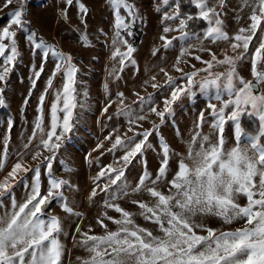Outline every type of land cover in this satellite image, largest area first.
<instances>
[{
	"label": "snow or ice",
	"instance_id": "6c2138e0",
	"mask_svg": "<svg viewBox=\"0 0 264 264\" xmlns=\"http://www.w3.org/2000/svg\"><path fill=\"white\" fill-rule=\"evenodd\" d=\"M11 3V0H7ZM75 5L81 16V23L88 15V8L81 0H66L68 6ZM198 10L196 16H181L180 5L175 4L174 10L163 13V21L179 23L176 29L164 27L163 32L179 31L180 38L189 36L188 21L200 19L207 22L203 32V40L213 43L230 41L233 55L225 54L219 59L215 53L210 60H202L197 55L194 58L201 61L204 67L191 72H185L180 67V57L177 58L173 68L181 74L184 83H178L165 69L161 72L166 77L165 85L169 88V95L163 100V109L150 106L149 111L159 118L160 124L172 112L173 104L183 96L194 95V87L199 86L203 93L211 88L214 94L210 97L219 102L207 103L206 109L214 122L210 123L213 130L224 132L226 120L235 125V146L225 149V141L220 135L216 142L210 140L209 135H204L200 130L205 123V111H201L195 121V130L187 142V154L173 153L168 143L160 139L159 149L161 160L158 169L153 174L145 166L138 182L132 189L133 192H144L150 198L145 200H132L138 207V212L125 210L119 204L105 200V209H111L119 214V218L104 212L103 219L98 218L97 224L105 228L103 235H90L82 232L80 226L76 232L80 235L79 246L83 247L89 256L81 260V264H264V34L260 36L258 46L254 52L250 45L258 31L264 33V0H244V7L250 8L247 27L239 28L233 36L223 29L220 18L225 0H218V5L210 0H190ZM25 0H19V8L9 14L8 25L0 30V84H6V78L13 71L20 51L17 47V35L26 31L30 23L24 16ZM114 10V36L112 38V58L118 60L119 70L122 71L126 63H135L132 55L135 51L131 43L125 38L132 35L131 23L136 11L134 5L128 0H109ZM164 5L169 0H163ZM123 13L122 14V11ZM160 9L158 8L157 11ZM126 14V15H125ZM163 46L168 47L172 41L166 36L160 37ZM80 40L87 45L88 37L82 34ZM7 41V42H5ZM30 51L41 57V63L32 70L31 87L36 88L37 81L45 70L49 57H54V68L49 77L44 92L38 98V105L34 126L31 135L23 145V151L17 152V160L11 165L10 170L0 179V201L11 197L15 183L23 177L33 173L30 191L22 202L16 198L10 199V210L0 214V264H63L64 245L60 236L64 233L62 220L56 215H49L46 209L50 201L64 198L62 189L72 187L68 180L57 178L53 175V161L60 151L68 133L71 132L74 110L77 107V73L72 56L58 51L53 45L39 38L33 30L27 36ZM203 43V41H201ZM202 51L206 49H201ZM210 51V50H208ZM187 49L181 56L188 55ZM156 55V51L153 52ZM250 55L252 80H246L237 72V62L245 60ZM217 66H226L224 71H213ZM114 73L116 69L113 70ZM200 73L204 76L197 79ZM62 74L63 83L54 93V99L49 107V123L45 126L43 110L46 95L53 88V80ZM119 77L117 76V79ZM155 80V77H152ZM151 87L157 89L160 85L152 83ZM107 90V85H105ZM5 88L0 87V107L5 104ZM86 95V93H85ZM138 95L140 104L147 99L150 103L151 94L147 98ZM122 107L120 114L129 115V124H136L146 119L145 115H131V109L124 105L123 93H118ZM227 99H224V97ZM26 97L24 105L29 103ZM110 106V105H109ZM226 109L230 112L226 114ZM108 107L104 108V112ZM248 113L258 119V130L255 133L242 131L240 117ZM61 114H63L61 116ZM14 122L9 120L7 128L12 129ZM159 125L153 123L151 129H144L134 133L133 136L121 137L116 135L108 151L123 149V155L111 165L101 168L94 182L106 178L103 187L99 183L92 188L89 199L100 192H108L113 185H117L125 177V170L132 161L143 152L151 148L149 137L158 132ZM132 131V128H129ZM177 135H180L177 132ZM242 137L246 138L242 140ZM109 134L105 140H112ZM3 158H0V169L5 168L9 151V139L4 137ZM97 145V149L102 148ZM96 149H94L95 151ZM47 153V155H45ZM31 154L33 160H39L45 165L48 176L47 189L42 190V171L39 164L25 167L24 156ZM173 156L179 157L172 172L169 171L170 161ZM66 171H71L66 168ZM171 176V179L168 177ZM165 181V190H161L159 182ZM121 193L127 194L123 188ZM246 198V204L241 205L238 200ZM117 198L112 193V200ZM63 211L70 215H78L73 210L71 203L66 201L61 205ZM46 218H43L45 217ZM135 216L142 217L157 227L159 234L140 226L136 223ZM198 216H215L224 224L243 222L235 230L219 231L208 227L203 222H198ZM115 224L116 230H107L105 221ZM206 235L198 234V231Z\"/></svg>",
	"mask_w": 264,
	"mask_h": 264
},
{
	"label": "rangeland",
	"instance_id": "374dc122",
	"mask_svg": "<svg viewBox=\"0 0 264 264\" xmlns=\"http://www.w3.org/2000/svg\"><path fill=\"white\" fill-rule=\"evenodd\" d=\"M88 8V15L84 18L86 23H81V16L75 3L72 6L66 4V0H25L24 16L30 23L26 31H20L17 35V47L20 51L13 71L6 78V84H0L5 88V104L0 107V158H3V141L4 137L9 139V151L5 168L0 169V179L10 170L12 164L17 160V152L23 151V145L27 137L31 135L32 128L38 113L36 108L38 98L44 92L47 81L54 68V57H49L45 70L41 78L37 81V86L32 90L31 97H28V91L31 87L32 70L39 67L41 57L30 51V45L27 36L31 31H35L39 38L44 39L47 43L53 45L58 51L71 55L75 66L79 69L77 73V107L74 110L73 127L67 134L60 151L53 161V175L57 178L68 180L72 187L65 186L62 191L64 198H56L50 201L46 209L49 215H56L62 220V226L65 234L60 236L65 251L62 257L63 264H81V260L88 258L89 253L81 246L79 233L76 227L80 226L82 232H88L90 235H103L105 228L97 224V219H103V213L119 218V214L111 209H105L104 202H114L119 204L125 210L136 213L138 207L132 204V200H145L149 202L150 198L144 192H133L132 189L138 182L139 175L142 174L145 166L153 174L158 169L161 152L159 149L160 139L163 138L169 144L173 153L179 152L181 155L187 154V142L190 141L191 134L195 130V121L201 111H205V123L200 129L204 135H209L212 142H216L220 135L225 141V149L235 146V125L231 121L225 122L224 132L213 130L210 123L214 122L209 115L210 110L206 109L207 103L219 102L210 97L214 94L213 89H209L205 94L200 91L199 86L194 87V95L183 96L172 106V112L160 124L159 118L149 111L150 106H157L159 110L163 109V100L169 95V88L165 85L166 77L161 72L165 69L178 83H184L181 80V74L176 72L173 65L180 57V67L185 72H191L204 67L201 61L194 57L199 55L202 60H210L211 54L215 53L219 59L225 54L233 55L230 47V41H219L216 43L210 40H203L202 29L194 34H189L187 38L181 39L179 31L163 32L164 27L176 29L179 21H163L162 17L165 11L171 13L174 10L177 0H169L168 5L163 4V0H128L134 5L136 17L129 20L131 23V32H139V42L134 47L135 51L132 59L135 63L128 62L122 71L119 70L118 60L112 58L113 50L112 38L114 36V10L109 4V0H81ZM218 5V0H210ZM244 0H225L221 12L223 29L233 36L241 27H247L250 23L248 16L250 8L244 7ZM19 8V0H0V30L8 25L9 14ZM160 9L157 11V9ZM122 14L123 13V10ZM126 15V14H125ZM183 18L188 16L187 13H181ZM140 23V27L136 26ZM187 31V30H186ZM84 34L88 37V43L85 45L80 36ZM126 34V33H125ZM264 34L258 31L250 45V51L254 52L258 46L260 36ZM164 35L172 43L168 47L163 46L160 37ZM131 36V35H129ZM203 41V43H201ZM7 42V41H5ZM187 49L188 55L181 56V52ZM201 49H206L202 51ZM210 50V51H208ZM156 51V55L153 52ZM251 57L250 55L243 61L237 62V72L246 80H252L251 76ZM2 63V60H0ZM226 66H217L213 71H224ZM114 69L116 72L114 73ZM200 73L197 79L204 76ZM117 76L119 77L117 79ZM155 77V80H152ZM63 77L58 74L53 80V88L46 95L43 116L45 126L49 123V107L54 99V93L62 87ZM152 83L160 85L159 88L151 87ZM107 85V90L105 89ZM86 93V95H85ZM118 93H123L124 105L131 109V115H145L144 121L136 124H129V115L120 114L118 109L122 107ZM147 98L151 94V103L146 99L143 104L139 103L138 95ZM28 97L29 103L24 105V99ZM224 99H227L225 96ZM110 105V106H109ZM108 111L104 112V108ZM230 109H226V114ZM63 114H61L62 116ZM244 117L253 118L256 126L258 119L248 113L240 117L242 131L255 133L251 128L245 129L242 122ZM12 120L14 127L7 128V122ZM153 123L159 125L158 132H154L149 137L151 148L146 149L143 154L138 155L125 170V177L117 185L111 186L108 192H100L92 199H89L92 188L99 183L103 187L107 182L106 178H101L94 182L101 168L109 165L116 167L117 161L123 155V149L108 151L116 135L121 137L133 136L136 132L144 129H151ZM254 124V125H255ZM132 131H129V128ZM177 132L180 135H177ZM109 134L112 140H105ZM242 140L246 141L245 137ZM103 147L97 149V145ZM94 149H96L94 151ZM47 155V153H45ZM179 159L173 156L170 161L169 171L172 172ZM41 167V185L42 190L47 189L48 176L45 165L39 160H33L31 154L24 156L25 167ZM70 168L71 171H66ZM22 179L15 183L11 197L22 202L30 191L29 185L33 173L27 175L21 174ZM171 179V176L168 177ZM161 190H165V181L159 182ZM123 188L126 195L119 191ZM112 193H116L117 198L112 200ZM11 197H5L0 201V214L5 210H10ZM66 201L71 203L73 210L78 215L65 213L61 205ZM238 202L241 205L246 204V198H240ZM43 218H46L43 217ZM198 222L205 223L219 231L235 230L241 227L243 222H233L231 225L224 224L223 221L215 216L195 218ZM136 223L145 227L154 234H159L157 227L142 217L135 216ZM107 230L115 231L116 225L111 221H105ZM198 234H204L197 230Z\"/></svg>",
	"mask_w": 264,
	"mask_h": 264
},
{
	"label": "trees",
	"instance_id": "16d2710c",
	"mask_svg": "<svg viewBox=\"0 0 264 264\" xmlns=\"http://www.w3.org/2000/svg\"><path fill=\"white\" fill-rule=\"evenodd\" d=\"M177 4L180 5V12L181 13H187L188 15L196 16L198 14V10L195 9V7L190 3V0H177ZM136 26L140 27V23L136 22ZM207 27V22L200 20V19H194L192 21H188V28L186 29L189 34L197 33L198 31L205 29ZM125 35V38L131 43L133 47H135L139 42V32L134 31L133 35ZM245 129L251 128L254 132L258 130V126H256L255 121L253 118L250 117H244L242 120ZM255 124V125H254Z\"/></svg>",
	"mask_w": 264,
	"mask_h": 264
},
{
	"label": "water",
	"instance_id": "95a60500",
	"mask_svg": "<svg viewBox=\"0 0 264 264\" xmlns=\"http://www.w3.org/2000/svg\"><path fill=\"white\" fill-rule=\"evenodd\" d=\"M202 235H206V233L202 234Z\"/></svg>",
	"mask_w": 264,
	"mask_h": 264
}]
</instances>
